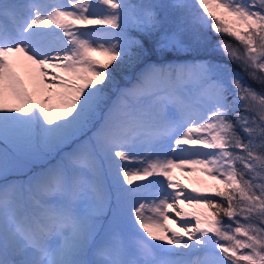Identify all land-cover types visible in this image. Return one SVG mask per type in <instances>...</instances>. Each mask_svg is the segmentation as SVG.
<instances>
[{"label":"snow or ice","instance_id":"1","mask_svg":"<svg viewBox=\"0 0 264 264\" xmlns=\"http://www.w3.org/2000/svg\"><path fill=\"white\" fill-rule=\"evenodd\" d=\"M0 144V264H264V0H0Z\"/></svg>","mask_w":264,"mask_h":264},{"label":"rangeland","instance_id":"2","mask_svg":"<svg viewBox=\"0 0 264 264\" xmlns=\"http://www.w3.org/2000/svg\"><path fill=\"white\" fill-rule=\"evenodd\" d=\"M212 39L216 40V39H218V37L213 36ZM197 55H199V54L190 53V55L188 57H186V56L184 57L183 56L182 58L190 60V59L193 58V56H197ZM148 57L150 58V59L149 58L148 59L151 60V61H155L158 58L157 54L154 53V52H151ZM200 57H202V56H197V58H200ZM169 59H177V58L176 57H172V58H169ZM113 67H114V65H113ZM125 70H129V69L125 68ZM125 76H126V74H124L123 77H125ZM131 76H132V74H131ZM21 78H22V76H21ZM123 82H124V80L122 79V82L119 83V85L123 86L125 84ZM0 147H3V145L0 144ZM57 159H58V155L56 153L49 154V153L44 152L42 149L38 148L36 154L34 155V157L27 161L26 168L24 169V172H26L28 174H31V173H34V172H38V171H40V170H42V169H44V168H46V167H48V166H50L52 164H55ZM19 178H21V179L24 178L23 174H21ZM201 178L207 180V177H201ZM207 182L209 184L213 183V181H210V180H207Z\"/></svg>","mask_w":264,"mask_h":264},{"label":"bare ground","instance_id":"3","mask_svg":"<svg viewBox=\"0 0 264 264\" xmlns=\"http://www.w3.org/2000/svg\"><path fill=\"white\" fill-rule=\"evenodd\" d=\"M20 75L22 76L23 79L27 80V77H26V75H25V73L23 71L20 72ZM28 90H29L30 93L33 92V88L31 86H29ZM34 98L37 99V100L40 99L39 96H34ZM173 174H174V177L179 182H181L184 185H187V188H188L189 191L191 190L192 187L196 186V185H194L192 183V181H194L197 178V176L200 175L198 173L197 174H192L189 169H186L185 171L175 170ZM185 211H188V212H199V211H206V210L205 209L195 208V207H186Z\"/></svg>","mask_w":264,"mask_h":264},{"label":"trees","instance_id":"4","mask_svg":"<svg viewBox=\"0 0 264 264\" xmlns=\"http://www.w3.org/2000/svg\"><path fill=\"white\" fill-rule=\"evenodd\" d=\"M199 55H197V56H204V55H206V53H204V52H200V53H198ZM150 55V54H149ZM190 55V53L189 54H172V55H169V57L168 58H172V57H176V58H181V60H184L182 57L184 56H186V57H188ZM151 57V56H150ZM149 58V57H148ZM216 59H220V60H223V57H221V56H219V55H217L216 57H215ZM224 62H226L227 63V61H224ZM232 67H235V65H231ZM111 70V69H110ZM124 74H126V76H131V74L132 75H134V70H132V69H129V70H125V69H122L121 71H118L117 72V74H116V79H117V82H118V84L119 83H121L122 82V79L124 80V82L123 83H125V77H123L124 76ZM249 83H251L250 81H249ZM255 87H258L257 85H254Z\"/></svg>","mask_w":264,"mask_h":264}]
</instances>
